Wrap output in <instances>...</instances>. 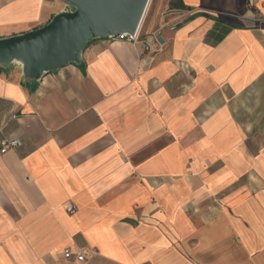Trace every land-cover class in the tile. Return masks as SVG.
<instances>
[{"label": "crops", "instance_id": "crops-1", "mask_svg": "<svg viewBox=\"0 0 264 264\" xmlns=\"http://www.w3.org/2000/svg\"><path fill=\"white\" fill-rule=\"evenodd\" d=\"M68 10L0 0V39ZM141 24L38 79L0 67V264H264V0Z\"/></svg>", "mask_w": 264, "mask_h": 264}, {"label": "water", "instance_id": "water-1", "mask_svg": "<svg viewBox=\"0 0 264 264\" xmlns=\"http://www.w3.org/2000/svg\"><path fill=\"white\" fill-rule=\"evenodd\" d=\"M71 10L55 15L46 25L0 39V67L15 62L25 79L76 62L81 50L97 39L134 37L149 0H63Z\"/></svg>", "mask_w": 264, "mask_h": 264}, {"label": "built area", "instance_id": "built-area-1", "mask_svg": "<svg viewBox=\"0 0 264 264\" xmlns=\"http://www.w3.org/2000/svg\"><path fill=\"white\" fill-rule=\"evenodd\" d=\"M138 34H136L134 37H116L117 39H122V40H125L127 42H130V43H135L138 41ZM154 41H156V37H154ZM146 49H148L146 47ZM18 145V141H1L0 142V153H5L7 150L11 149V148H14ZM73 209L70 207L68 209V211H72ZM63 257L64 259L66 260H69L72 258V256H74L75 260L76 261H83L84 260V256L80 253H77V254H73L70 250L68 249H65L63 251Z\"/></svg>", "mask_w": 264, "mask_h": 264}, {"label": "rangeland", "instance_id": "rangeland-1", "mask_svg": "<svg viewBox=\"0 0 264 264\" xmlns=\"http://www.w3.org/2000/svg\"><path fill=\"white\" fill-rule=\"evenodd\" d=\"M157 1H158V0H149V1H148L147 8H146V10H145V14H146L147 10H148L150 7H153L154 3H156ZM141 25H142V24H141ZM140 29H141V27H140Z\"/></svg>", "mask_w": 264, "mask_h": 264}]
</instances>
